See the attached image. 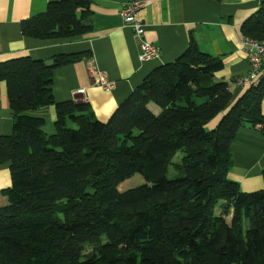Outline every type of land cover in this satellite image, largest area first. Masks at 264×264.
<instances>
[{"label": "trees", "instance_id": "1", "mask_svg": "<svg viewBox=\"0 0 264 264\" xmlns=\"http://www.w3.org/2000/svg\"><path fill=\"white\" fill-rule=\"evenodd\" d=\"M91 4L52 1L22 31L38 40L84 36ZM244 29L264 39V3ZM88 57L0 62L14 115L13 133L0 137L13 181L0 209V264H264V189L244 192L228 176L238 130L264 122V82L231 105L229 85L215 78L223 60L192 39L103 122L89 102H58L53 90L56 69ZM50 106L52 134L33 113ZM135 174L146 183L121 192Z\"/></svg>", "mask_w": 264, "mask_h": 264}, {"label": "crops", "instance_id": "2", "mask_svg": "<svg viewBox=\"0 0 264 264\" xmlns=\"http://www.w3.org/2000/svg\"><path fill=\"white\" fill-rule=\"evenodd\" d=\"M52 1L56 0H0V62L23 55L51 61L61 54L90 52L91 57L55 70L53 90L58 102H89L97 119L107 122L157 68L182 57L192 39L200 50L223 60L224 68L215 78L229 85L231 105L248 90L235 83L250 70L243 45L244 25L264 0H143L140 19L146 25L145 37L160 48L159 56L150 61L140 60V39L119 14L129 0H91L92 30L84 36L38 40L24 35L22 22L46 12ZM101 77L114 83V88L104 89L99 84ZM81 88L86 89L85 95L77 94ZM149 107L157 114L161 111L155 104ZM33 113L46 118L47 133L54 132V106ZM13 129L8 87L1 81L0 137L10 136ZM232 161L228 176L242 191L264 189L263 132L252 124L241 127L232 143ZM12 182L11 163H0V209L9 204L5 191Z\"/></svg>", "mask_w": 264, "mask_h": 264}, {"label": "built area", "instance_id": "3", "mask_svg": "<svg viewBox=\"0 0 264 264\" xmlns=\"http://www.w3.org/2000/svg\"><path fill=\"white\" fill-rule=\"evenodd\" d=\"M144 4L143 0H129L123 4L119 14L123 18L125 25L130 27L140 39V60L150 61L159 56L160 48L145 37L146 25L140 19V12ZM243 45L250 70L247 74L237 77L235 83L244 89L257 88L264 82V39L258 40L245 37ZM99 84L106 90H111L115 86L114 83L104 81L102 77L99 80ZM77 94L85 95L86 89H78ZM254 127L264 133V122H259Z\"/></svg>", "mask_w": 264, "mask_h": 264}, {"label": "rangeland", "instance_id": "4", "mask_svg": "<svg viewBox=\"0 0 264 264\" xmlns=\"http://www.w3.org/2000/svg\"><path fill=\"white\" fill-rule=\"evenodd\" d=\"M48 130H49V129H48V124H47V126H45V131H46V132H50V131H48ZM52 133H53V132L48 133V134H52ZM183 155H184V154H183L182 152L178 153V154L174 157L173 162H180L181 159L183 158ZM168 176H169V178H174V177H176V172H175V170H174V168H173L172 166H170ZM144 183H146V180H145L144 176H142L141 174H135L133 177H131V178H129V179L123 181L122 183H120V185H119V190H120L121 192H125V191H127V190H129V189L136 188V187H138V186H140V185H142V184H144ZM221 209H222V208H220V206H218V207H217V211H216V213L221 212ZM230 217H231V216H228L227 219L230 220V219H231ZM103 241H104V242L107 241V239H106L105 236L103 237ZM89 250H90V249H88V251H89Z\"/></svg>", "mask_w": 264, "mask_h": 264}]
</instances>
